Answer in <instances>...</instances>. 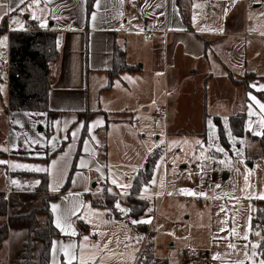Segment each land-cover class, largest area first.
Wrapping results in <instances>:
<instances>
[{"label": "crops", "instance_id": "obj_1", "mask_svg": "<svg viewBox=\"0 0 264 264\" xmlns=\"http://www.w3.org/2000/svg\"><path fill=\"white\" fill-rule=\"evenodd\" d=\"M199 1H191L188 20L185 22L179 12L177 0H93L91 9L87 7V0H25L24 4H20L19 0H0V22L5 16L3 22L6 24V38L9 31L26 30L28 27L50 29L55 32L58 47V59L51 69L52 83L48 93V108L51 113L43 114L44 118L40 120V124L47 128V139L40 144L49 147L51 143L55 149L45 157L18 155L20 161L25 158H45L48 181L47 191L44 193H60L47 200L51 223L59 233L51 239L48 264H68L70 259L71 264H137L139 261L140 258L136 257L143 253V250L139 252L142 240L131 256H126L125 252V257L120 253L119 247L110 248L100 242L98 237L100 232L114 237L113 234L120 230L123 223L131 222V217H127L129 213L122 215L117 212L120 217H116V213H110L109 209L94 201L88 202V205L90 209L96 210V216L88 215L85 209L87 198L91 194H111L104 191V188L99 193L91 190L92 178L95 173L103 170L102 149H107L115 138L114 125L118 126L117 130L120 129L124 139L130 136L131 131L127 126L133 121L132 112L138 95L145 96L153 86L168 89L170 81L172 86L181 89L186 81H194L196 77L206 88L212 80L219 81L221 77L227 79L229 87L239 89L243 85L234 84L231 76L243 78L246 72L253 74L248 78L252 87L264 89V82L259 83L263 76L247 67L244 51L237 50L234 43L225 44L222 53L217 51L216 44L212 51L209 49L208 37L219 40L246 33L194 27V11ZM22 5H29L30 10L22 12L21 16L9 17V14H15ZM207 10L209 12L205 13L209 14L211 7ZM41 24L45 27H41ZM120 26L125 30L120 31ZM148 30L154 33L146 36ZM115 45L124 52L125 63L135 69L120 71L112 78L111 86L105 88L113 68ZM218 72L219 77H216ZM0 80V151L6 153L5 159L0 161L7 162L0 163V191L5 193L8 200V212H17L30 206L31 201L26 198L30 197L28 192L32 190L24 185L25 177L14 173L20 170L11 169V157L21 150L25 152L20 148V141L15 133L17 124L14 123L21 111L8 109V82L6 78ZM193 87L195 89L196 84ZM222 87L221 83L220 90L217 91L220 94L227 92L222 91ZM2 88L5 89L3 93ZM194 89L187 92L190 105L193 104ZM181 91L184 93V90ZM206 103L204 98L203 121L207 116L205 110L209 109ZM228 106L233 108L230 103L220 107V110ZM251 108L254 112L260 110L253 105ZM232 111L225 115L229 116L239 110ZM249 111L248 107L239 111L245 113L247 129L254 116V112ZM217 115L220 114H215L214 117L218 118ZM261 127L264 129L262 123ZM133 137H136L134 132ZM32 140V145H38L36 139ZM58 141L61 144L56 148ZM71 167L75 170L70 187L61 191L60 186ZM141 199L144 200L143 206L150 203L146 198ZM53 205L57 207L53 209ZM100 208L104 210L102 214L98 210ZM142 208L136 216L141 213ZM43 214L48 217L46 213ZM6 218L0 216V222L6 221ZM44 218L38 216L39 224H44ZM57 222L60 227H57ZM131 223L140 228L144 236L147 232L150 234L146 223ZM24 234L25 228L8 227L6 242L0 248V264L20 260L23 250L15 247L14 242ZM85 237L88 239L85 240ZM146 244L147 239L143 248ZM39 248L40 244L33 252L35 259ZM151 254L153 255L152 252ZM153 257L161 261L158 257ZM161 262L167 263L165 260Z\"/></svg>", "mask_w": 264, "mask_h": 264}, {"label": "rangeland", "instance_id": "obj_2", "mask_svg": "<svg viewBox=\"0 0 264 264\" xmlns=\"http://www.w3.org/2000/svg\"><path fill=\"white\" fill-rule=\"evenodd\" d=\"M247 1L250 4H247ZM197 4L199 5L194 11L192 22L194 27L246 33L243 36L233 35L219 40L208 37L209 49L212 51L216 44L217 51L222 53L225 44L234 43L237 50L244 51L247 67L263 76L262 81H259L263 83L264 0H200ZM204 4L211 7L209 14L205 13L208 7ZM27 10H30V6L22 5L15 14H9V17L21 16V13ZM24 15L25 13L23 17ZM4 17L0 23L5 21ZM0 40L4 41L0 44V78L5 79L8 41L4 34H0ZM215 75L219 77V72ZM241 77L238 76L243 79ZM216 82L218 83L214 84ZM221 83L222 91H227L226 93H218ZM227 83L226 78L219 77V81L212 80L206 88L196 77L194 81L188 80L185 86H182L184 93L179 87L172 86L170 81L168 89L153 86L145 96L136 97L135 109L132 112L133 121L127 126L131 131L130 136L124 139L120 129L117 130L118 126L114 125L115 138L107 149H102L103 170L93 175L90 187L91 190L98 191L97 193L104 188L107 193L120 196L118 199H110L106 195L91 194L87 198L85 209L88 215L96 216V210L90 209L88 205V202L96 201L107 203L111 207L110 213L126 214L121 212L116 204L119 202L121 208L129 209L125 201L126 196L132 194L133 179L139 170L149 167L152 172L150 180L140 185L137 196L129 200L130 203L140 205L144 202L141 198H146L150 203L143 206L137 216L127 217H131V222L150 221L146 223L150 234L147 232L144 236L140 228L128 221L130 223H123L120 230L115 231L114 237L100 232V242L110 248L119 247L123 256H131L142 240L139 252L143 250V253L137 255L136 259L140 258L137 264H146L144 260L151 252L161 261L167 262L152 258L153 264H240L241 261L243 264H259L260 260L264 259V251L259 248L258 241L249 239L253 201L264 197V143L262 146L248 134L233 137L227 130L228 148H225L220 144L217 132L218 120L227 125L228 115L225 114L237 109L244 111L245 107L250 109L249 112H254L251 108L253 105L261 111L254 112L248 133H262L264 109L260 105L264 104V99L246 92L243 86L236 89L229 87ZM193 84H196L195 89ZM191 88L195 93L193 104L190 105L187 92ZM4 90L2 88L1 93ZM140 98L141 101H138ZM204 98L207 100L206 107L209 105V109L205 110V121L202 116ZM230 103L234 109L228 106L220 110V107ZM156 109L159 114L155 113ZM43 114L29 111L17 114L14 123L20 128L16 125L15 133L20 141V148L25 152L21 150V153L16 152L11 157L12 170L37 171L35 167H38L42 170L37 172L46 171L45 158H25L22 161L18 159L19 154L45 157L55 149L51 143L49 147L40 144L47 139V128L40 124V120L44 118ZM215 114H220L217 119ZM133 132L136 134L135 138ZM32 139H36L38 145H32ZM59 143L60 141L56 142ZM60 144L56 148H59ZM1 159L4 160L5 157H0ZM74 170L71 167L67 172L60 189L66 187L67 190L70 187ZM113 179L117 180V184L112 183ZM24 180L26 187L33 188L34 184L30 179ZM127 185L130 187H124ZM182 190L197 195H188ZM201 193L203 195H199ZM46 195L41 193L37 197L26 198L31 204L21 210L43 206L46 202L43 196ZM98 210L101 214L104 211L103 208ZM43 213H38V216L47 220ZM174 224L180 228L174 227ZM26 238L27 235L24 234L17 239L14 242L15 247L23 250ZM146 239L149 247L146 244L143 248ZM39 244L36 243L35 248ZM253 245L257 247L253 248Z\"/></svg>", "mask_w": 264, "mask_h": 264}, {"label": "trees", "instance_id": "obj_3", "mask_svg": "<svg viewBox=\"0 0 264 264\" xmlns=\"http://www.w3.org/2000/svg\"><path fill=\"white\" fill-rule=\"evenodd\" d=\"M192 0H177V6L182 19L187 22L190 4ZM93 0H87V7L91 9ZM33 25V24H32ZM0 34L6 35V24L0 25ZM8 41V109L11 111H29L32 113L50 114L48 108V93L52 83V66L58 59V47L56 43L55 32L50 29H41L38 27H28L26 30H14L7 33ZM134 66L125 63L124 52L117 46L113 49V68L110 70L109 81L105 88L111 86L112 78L120 71L134 70ZM253 76L252 72H246L243 79H231L236 85H243L249 93H253L257 98L264 99V89H255L252 87L248 78ZM217 119V117H216ZM229 131L233 137H242L248 134L250 138L256 140L259 144L264 143V135L248 133L246 127V116L244 112H235L227 117V125L217 122V132L219 142L225 148H228V137L226 131ZM264 133V129L263 132ZM6 153L0 151V157ZM264 158V152L262 154ZM256 157V156H254ZM13 173V172H12ZM14 173L21 174L27 180L30 179L34 184L28 195L37 197L38 194L47 191L48 175L46 171L36 172L30 170H20ZM152 172L149 169H141L136 174L132 182V194L127 195L125 204L129 207V215H136L143 207L142 204L130 203L129 200L136 193L138 187L147 183L151 178ZM69 179L67 180L68 183ZM26 180H24V183ZM66 183V184H67ZM66 186V185H64ZM63 187L61 191H65ZM37 194V195H36ZM60 193H49L43 196L46 200L43 206L31 207L27 210L17 212H8V200L4 192L0 191V216L7 217L6 221L0 222V248L5 244L8 227L25 228L27 238L24 242V248L19 261H11L10 264H48V251L53 236L59 235L58 231L51 223L50 213L47 208V200L57 197ZM110 199L117 198L120 195L104 194ZM95 204L104 206L107 209L111 207L107 203L96 202ZM44 212L48 215L44 224H39L38 213ZM116 217H120L116 212ZM256 233H259L257 235ZM249 239L257 240L259 248L264 251V198L253 201L250 212V231ZM40 243L37 258H34L33 252L36 249V243ZM149 247V244H148ZM148 258L144 260L146 264H153L154 257L148 253ZM155 260V259H154Z\"/></svg>", "mask_w": 264, "mask_h": 264}, {"label": "snow or ice", "instance_id": "obj_4", "mask_svg": "<svg viewBox=\"0 0 264 264\" xmlns=\"http://www.w3.org/2000/svg\"><path fill=\"white\" fill-rule=\"evenodd\" d=\"M24 2H25V0H19V3H20V4H24ZM34 2H38V0H34ZM33 18L35 19L36 17L34 16ZM40 26H41V27H45L44 24H41ZM3 43H4V41H3V40H0V44H3ZM253 99H255V97H253ZM258 103H259V102H258ZM260 107H261L262 109H264V104H261ZM93 126H95V125H93ZM258 134H260V135H264V133H258ZM73 135L75 136V133H73ZM85 143H87V141H86ZM5 150H6V149H5ZM218 150H219V151H223V149H218ZM0 163H7V162H6V161H0ZM16 167H26V166L16 165ZM31 167H35V166H31ZM35 170L40 171V170H42V169H40V168H38V167H35ZM13 183H15V182H13ZM112 183H113V184H117V180L113 179V180H112ZM124 187H130V185H127V186H124ZM182 191H186V194H188V195H197L196 193H194V192H190V191H187V190H182ZM199 195H203V194L201 193V194H199ZM261 198H264V197H261ZM52 207H53V209H55L57 206H56V205H53ZM116 207H117L121 212H125V213H127V212L131 211L130 209H124V208H121L119 202L116 204ZM149 211H151V210H149ZM132 222H133V223H150V221H132ZM57 227H60L59 222H57ZM256 234L259 235V233H256ZM244 238L247 239V236H245ZM87 239H88V237H85V240H87ZM229 246H230V247H235V245H229ZM256 247H257V245H253V248H256ZM72 259H75V257H72ZM68 264H71V259L68 261ZM240 264H243V261H241ZM259 264H264V259H261L260 262H259Z\"/></svg>", "mask_w": 264, "mask_h": 264}, {"label": "built area", "instance_id": "obj_5", "mask_svg": "<svg viewBox=\"0 0 264 264\" xmlns=\"http://www.w3.org/2000/svg\"><path fill=\"white\" fill-rule=\"evenodd\" d=\"M247 4H250V2L247 1ZM119 30H120V31H124L125 29H124V27L120 26V27H119ZM153 33H154V31H152V30H148V31H146L145 35H146V36H151ZM6 63H7V64H6V68H5V70H6L5 78H6L7 82H8V70H9V64H8V62H6ZM0 74H2V73L0 72ZM155 113H159V110H155ZM173 226L176 227V228H180L179 225H175V224H174Z\"/></svg>", "mask_w": 264, "mask_h": 264}, {"label": "water", "instance_id": "obj_6", "mask_svg": "<svg viewBox=\"0 0 264 264\" xmlns=\"http://www.w3.org/2000/svg\"><path fill=\"white\" fill-rule=\"evenodd\" d=\"M41 129V128H40Z\"/></svg>", "mask_w": 264, "mask_h": 264}]
</instances>
